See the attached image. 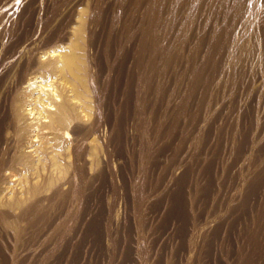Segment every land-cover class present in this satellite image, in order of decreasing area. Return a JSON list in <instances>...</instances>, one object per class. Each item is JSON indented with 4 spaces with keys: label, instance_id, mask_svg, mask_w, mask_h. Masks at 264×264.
<instances>
[{
    "label": "rangeland",
    "instance_id": "1",
    "mask_svg": "<svg viewBox=\"0 0 264 264\" xmlns=\"http://www.w3.org/2000/svg\"><path fill=\"white\" fill-rule=\"evenodd\" d=\"M133 1L102 6L111 23L100 28L109 61L120 72L122 49L132 55L131 129L110 164L114 176L92 196L79 200L74 190L70 220L41 240L47 251L6 257L5 264H264V0H242L259 15L258 30L247 21V33L235 31V50L217 57L207 52L213 30L224 26L214 6L220 0H158L161 20L153 30L144 25L147 1ZM11 20H0V31L11 30ZM126 26L131 43L123 40ZM198 66L200 81L190 74ZM211 69L217 77L209 83Z\"/></svg>",
    "mask_w": 264,
    "mask_h": 264
},
{
    "label": "bare ground",
    "instance_id": "2",
    "mask_svg": "<svg viewBox=\"0 0 264 264\" xmlns=\"http://www.w3.org/2000/svg\"><path fill=\"white\" fill-rule=\"evenodd\" d=\"M3 1L0 20L13 18L11 30L9 27L0 31V260L5 264L6 257L13 260L22 253L31 256L47 251L46 247L43 248L45 241L41 240L45 235H51L57 224L70 220L67 208L73 200L74 190L76 197L86 198L96 194V186L102 179L113 178L114 169L110 164L122 134L128 137L133 97L130 51L122 47L121 69L117 72L114 61H109V46L103 43L106 40L100 28L108 22L102 6L107 0ZM143 1L134 0L132 3L141 6ZM146 1L144 25L149 23L146 28L153 30L160 23L156 20H161L158 11L162 5H158V0ZM227 2H214L215 11L222 13L225 21H220L224 26H219V30L215 27L217 31L213 30L214 35L211 34V44H207L210 57L221 55L220 50L230 46L234 49L235 42L237 46V40L233 38L237 35L235 31L240 28L243 35L247 33V21L250 25H257V30L260 25L255 8L245 9L247 4L244 5L242 0H236L234 6L226 5ZM20 3L23 4L20 6ZM124 13V17H129L128 12ZM124 19L121 20L124 22ZM126 30L123 40L131 43L130 29ZM151 40L149 45L153 43ZM107 42L111 44V41ZM198 49L196 46L195 52ZM199 66L193 69V75L190 71L196 80L201 77L200 68H204L203 64ZM244 67H247V61ZM110 72L114 74L111 80ZM213 77L208 79L209 83L217 76L213 73ZM104 78L108 81L107 93L102 88L105 87ZM180 107H184L183 104ZM199 125L197 129L201 128Z\"/></svg>",
    "mask_w": 264,
    "mask_h": 264
}]
</instances>
